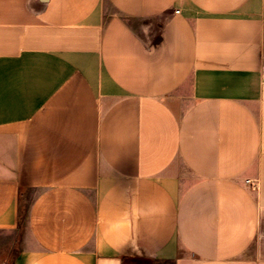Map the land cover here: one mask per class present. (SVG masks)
Masks as SVG:
<instances>
[{
  "label": "crops",
  "instance_id": "0c3cea01",
  "mask_svg": "<svg viewBox=\"0 0 264 264\" xmlns=\"http://www.w3.org/2000/svg\"><path fill=\"white\" fill-rule=\"evenodd\" d=\"M0 264H264V0H0Z\"/></svg>",
  "mask_w": 264,
  "mask_h": 264
},
{
  "label": "rangeland",
  "instance_id": "374dc122",
  "mask_svg": "<svg viewBox=\"0 0 264 264\" xmlns=\"http://www.w3.org/2000/svg\"><path fill=\"white\" fill-rule=\"evenodd\" d=\"M29 201H30V195L26 197L25 196L21 197L20 199L22 228L17 233V236L13 237V235H9V234H5V235L3 233L0 234V255L3 263H7L6 250L10 249L13 246L14 240L20 239L25 231V227H26L25 216Z\"/></svg>",
  "mask_w": 264,
  "mask_h": 264
}]
</instances>
